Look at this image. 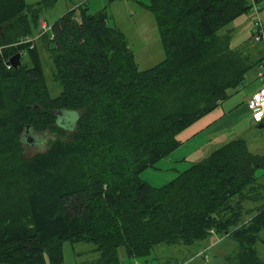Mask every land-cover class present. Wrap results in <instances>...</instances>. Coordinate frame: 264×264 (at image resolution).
<instances>
[{
    "label": "trees",
    "instance_id": "trees-1",
    "mask_svg": "<svg viewBox=\"0 0 264 264\" xmlns=\"http://www.w3.org/2000/svg\"><path fill=\"white\" fill-rule=\"evenodd\" d=\"M55 1L0 0V264H60L62 240L94 244L98 258L78 264H131L117 247L146 258L158 244L211 234L236 242L233 264H264L254 249L264 229V155L242 139L159 187L138 177L263 63L260 45L242 54L217 33L249 11L247 0H148L163 58L143 70L103 8L81 4L45 23L41 12ZM40 22L48 30L35 38ZM37 40L60 87L54 96ZM15 53L19 65L8 67ZM64 110L77 113L71 128L56 123ZM44 131L54 135L45 149L23 158L22 144Z\"/></svg>",
    "mask_w": 264,
    "mask_h": 264
},
{
    "label": "rangeland",
    "instance_id": "rangeland-1",
    "mask_svg": "<svg viewBox=\"0 0 264 264\" xmlns=\"http://www.w3.org/2000/svg\"><path fill=\"white\" fill-rule=\"evenodd\" d=\"M24 1L26 3H33L36 0ZM262 2H264V0H258V3ZM147 3L148 0H56L50 7L45 8L41 12V18L45 23L49 24L66 11L73 8L76 9V7L81 4L80 7H84L87 13H92L103 8L108 16V24L116 27L117 30L123 34L127 46L132 51L137 68L143 70L153 66L163 58V51L153 15L144 7ZM75 11H77V9ZM252 19L253 16L248 11L221 27L217 33L219 35L229 33L228 40L230 48L242 54H246L250 52L252 48L250 39ZM35 44L40 57L45 83L50 95L54 96L58 94L60 87L53 79L51 62L41 45V41L37 40ZM258 48L261 49V46ZM21 60L22 62H26L27 57L23 55ZM254 71H264V68L260 66L257 67L256 70L254 67L250 68L245 74L242 83L231 90L230 95L224 99V101H228V99L240 94L246 96L255 89L254 86L261 85L262 79L257 76H255L256 79L254 77H252V80L248 79L251 78ZM76 116L77 113L75 111L64 110L61 112V115L56 118V123L60 124L62 127L71 128ZM253 129L258 132L255 134V138H257L258 142L262 145L264 141V127ZM251 132L252 131L246 129V131H243L234 138L242 139L249 152L251 144H254V138L250 139ZM31 135L34 140L30 139L28 142L22 144L21 155L23 158H27L35 152L45 149L47 141L54 136L47 131ZM225 143L211 147V149L203 151L201 156L188 160L190 163L198 162L211 151ZM253 154L259 155L257 151ZM174 158L175 156H173V159ZM164 161L166 160H157L151 166L141 170L138 177L152 187H159L189 166L188 165L186 168L184 167L185 169L182 168V165L186 163L182 160L175 163H173L172 160L166 163H164ZM258 170L263 171L262 169ZM249 207L252 206L250 205L248 208ZM246 210L248 209L246 208ZM247 218L248 215L242 216V221H245ZM235 249L236 242L231 238L220 234H211L191 245L158 244L152 248L149 256L146 258H128L123 246H119L116 248V256L120 262H129L131 264H233ZM254 249L257 256L264 261V229L258 232L257 240L254 243ZM61 255L60 264H78L83 261L98 258V253L95 251L94 244L90 242L70 243L68 240H62L61 242Z\"/></svg>",
    "mask_w": 264,
    "mask_h": 264
},
{
    "label": "crops",
    "instance_id": "crops-1",
    "mask_svg": "<svg viewBox=\"0 0 264 264\" xmlns=\"http://www.w3.org/2000/svg\"><path fill=\"white\" fill-rule=\"evenodd\" d=\"M261 4H264V2ZM256 68L257 67L255 66L254 69L256 70ZM258 72L254 71L251 78L248 79L252 80V77L256 79L255 76L258 75ZM263 84L264 81L261 80V85L254 86L255 89L246 96L240 94L228 99V101L223 100L212 111L179 132L175 137L178 141V146L168 155L159 160H166L164 163L169 162L170 160H172L173 163L182 160L183 162H186L182 165V168H186L191 164L188 159H195L196 157L201 156L203 151L236 138L237 135L246 131V129L252 131L250 139L254 138V144H251V149H249L250 152L255 153L257 151L259 155H264V141L262 145L258 142V139L255 138V134L258 132L253 129L264 127V122L256 124L252 123L244 102L245 98L255 92ZM173 156H175L174 159ZM261 172V170H258V173ZM259 181L264 183V175ZM241 205L244 209L243 211H245L246 208L250 210L251 207L248 208L250 205L253 207V203L247 200H244Z\"/></svg>",
    "mask_w": 264,
    "mask_h": 264
},
{
    "label": "built area",
    "instance_id": "built-area-1",
    "mask_svg": "<svg viewBox=\"0 0 264 264\" xmlns=\"http://www.w3.org/2000/svg\"><path fill=\"white\" fill-rule=\"evenodd\" d=\"M247 2L250 6L249 12L253 16L250 33L251 42L264 49V4L258 3V0H247ZM40 28L41 30L35 38L48 30V26L44 22H40ZM7 66L11 65L8 64ZM260 67L264 68V60ZM257 77L264 80V71H259ZM244 102L249 112L250 121L254 124L264 122V84L245 98Z\"/></svg>",
    "mask_w": 264,
    "mask_h": 264
},
{
    "label": "water",
    "instance_id": "water-1",
    "mask_svg": "<svg viewBox=\"0 0 264 264\" xmlns=\"http://www.w3.org/2000/svg\"><path fill=\"white\" fill-rule=\"evenodd\" d=\"M7 62L11 65V67L16 68L19 65V54L15 53L12 56H10L7 60Z\"/></svg>",
    "mask_w": 264,
    "mask_h": 264
}]
</instances>
